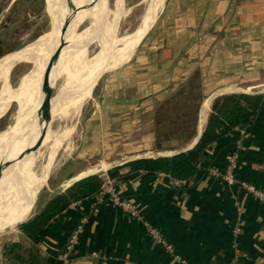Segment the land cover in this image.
<instances>
[{"label": "crops", "instance_id": "1", "mask_svg": "<svg viewBox=\"0 0 264 264\" xmlns=\"http://www.w3.org/2000/svg\"><path fill=\"white\" fill-rule=\"evenodd\" d=\"M138 40L103 77L86 143L77 153L87 163L61 168L56 193L88 172L103 178L109 168L133 159L186 151L198 142L218 97L264 94V0H165ZM193 79L200 95L193 136L184 142L170 137L157 147V108ZM246 129L245 136L233 130L206 146L199 173L186 187L175 186L163 173L135 171L118 178L119 194L136 203L142 219L191 263L264 264V204L240 184L228 185L208 173L211 167L223 170L238 151L237 176L264 191V107ZM82 218L72 264H180L153 242L140 221L99 194L72 203L51 222L38 245L44 259L57 263ZM237 224L240 232L234 235Z\"/></svg>", "mask_w": 264, "mask_h": 264}, {"label": "rangeland", "instance_id": "2", "mask_svg": "<svg viewBox=\"0 0 264 264\" xmlns=\"http://www.w3.org/2000/svg\"><path fill=\"white\" fill-rule=\"evenodd\" d=\"M95 1L100 2L98 13L93 17L85 18L73 33L68 32L65 35V44L60 48L57 64L52 71L59 73L65 68L66 70L64 73L61 72L56 81L51 82L52 85L54 84L53 94L55 95L51 110L62 105L59 95L67 78L70 75L84 72L85 67L98 61L100 51L109 43L111 52L108 53V57L111 58L108 61V70L124 60L125 57H119L132 44L127 46L128 38L136 33L135 31L140 27L144 17L148 20L151 16L153 19L155 18L165 0H109L108 13L101 26L103 0L89 2L88 0H72L67 10L64 6L65 0H0V39L2 48L5 50L4 55L0 57V164L3 163L0 180L9 178L15 172H18L19 176L23 160L27 158L28 161L30 154L39 149L40 142L33 151L24 155L25 158L6 164L14 158L19 159L20 153L27 146L31 144L33 146L38 142L37 135L35 136L31 130L34 117L30 121L37 108L35 110L31 107L39 92L42 74L49 60L44 63L41 54L47 52L46 55L50 57L54 50H51L53 45L48 39L44 42V46H40L32 54L17 61H14L15 55L20 53L18 51L21 49L26 51L43 42L62 19L67 18L66 23L78 21L87 7L96 3ZM137 42H133L129 50H132ZM80 53L82 56L79 60L74 61ZM108 70L95 79L87 91L85 89L81 92L80 98L76 102L57 111L50 125L51 136L41 146L39 157L33 167L38 177H41L43 171L47 169V178L36 188L34 201L31 200L33 195L29 193V198L9 222H14L20 217L28 218L32 214L38 198L40 204L46 196L56 193L55 185L61 182L64 177L60 171L61 168L64 166L69 168L70 164L81 166L87 163L83 160L79 161L77 153L80 145L86 143L85 129L92 119L95 110L94 101L101 91V81ZM44 106L45 100L43 106L38 110H42ZM31 109L34 111H30ZM28 114L30 115L28 116ZM22 130L25 131L24 143H27L26 147L23 145L20 148L16 138ZM27 176L31 177L30 173L27 172ZM24 218L19 219L18 222ZM18 222L14 224L0 223V227L4 226L0 228V251L5 244L13 241L24 245L30 244L27 237L19 231ZM0 264H9V262L0 256Z\"/></svg>", "mask_w": 264, "mask_h": 264}, {"label": "trees", "instance_id": "3", "mask_svg": "<svg viewBox=\"0 0 264 264\" xmlns=\"http://www.w3.org/2000/svg\"><path fill=\"white\" fill-rule=\"evenodd\" d=\"M4 53L0 39V57ZM199 100L198 86L193 79L157 108L155 115L157 147H162V142L168 141L170 137L176 136L184 142L193 136ZM262 107L264 94L231 93L220 96L213 102L207 125L192 148L173 155L133 159L109 168L107 174L111 178H122L135 171H145L151 175L163 173L174 180L183 181L180 187H186L199 173L201 151L235 128L252 126L255 116ZM123 168H127V171L121 173ZM102 183L101 175L92 174L72 183L59 193H53L43 205H39L37 200L32 214L17 226L30 244L10 242L2 247L0 256L9 264H51L44 259L38 248L47 236L51 222L72 203L97 195Z\"/></svg>", "mask_w": 264, "mask_h": 264}, {"label": "bare ground", "instance_id": "4", "mask_svg": "<svg viewBox=\"0 0 264 264\" xmlns=\"http://www.w3.org/2000/svg\"><path fill=\"white\" fill-rule=\"evenodd\" d=\"M71 1L72 0H70V2ZM89 1H91V0H88V2ZM70 2H69V0H65L64 6H65L66 10L69 9ZM99 3L100 2L97 1L96 3L89 5L87 7V9L85 10V12L83 13V15L80 17V19L78 21L75 20L76 21L75 23H67V28H66V31L63 35V38H65V35L68 32L73 33L82 20H84L85 18L95 16V14H97L98 10H99ZM79 8H80V6H79ZM66 19L67 18L62 19L53 28V30L45 37L43 42H40L39 44L34 45L33 47H31L30 49H28L26 51H23L24 49L19 50L18 52H20V53L15 55L14 61H17L20 58H23L29 54L34 53L48 39H50V41L53 45L51 50H55V48L59 45V42L62 38L61 37V29H62L64 23L66 22ZM152 21H153L152 16L149 20L144 17L140 27L135 31L136 33L132 34V36H130L128 38L127 41H129V44L127 46H129L131 43L138 40L146 32V30L150 27ZM109 47H110V43L102 51H100V57H99L98 61H96L95 63H93L90 66L85 67L84 72H80V73L75 74V75H70L67 78L66 82L64 83L61 94L59 95V100L62 101V105L60 107H56L54 105L56 108H54L51 111V114H50L49 118L46 120V122L44 123L41 132L39 133V131H40L39 129H37V130L31 129L35 133L34 135L35 136L37 135L38 142H36L31 147L30 152L33 151L35 146L40 142L39 149L35 153L30 154L28 161H27V158L24 157L26 160L25 159L23 160V165L20 168L22 171L20 172L19 176H18V172H15L11 176H9V178L0 180V223L5 224V222H8L7 224H14V223L18 222L19 219L24 218V217H20L14 222H9L13 218V216H15L19 212L21 205L29 198V196H28L29 193L33 195L31 200H32V202L34 201V199L36 197L35 196L36 188L39 187L43 183L45 178H47V174H48L47 169H45L43 171L41 177H38L35 174L33 167H34V165H35V163L39 157V150H40L41 146L48 139V137L51 136V130H50L51 121L53 120L54 116L57 114V111L60 108L62 109L65 106L76 102L80 98V95H81L80 93L85 91V89L87 91L91 87L90 85L92 83L89 85H88V83L91 81L92 76L94 77L98 72H100L102 69H104L106 67L108 61H109V58H111V57H108V53L111 52V51H109ZM21 51H23V52H21ZM46 53L41 54V58L43 59L44 63L46 60H48L50 58L46 55ZM81 56H82L81 53L78 54L75 57L74 61L79 60V58ZM65 70H66V68L61 72L64 73ZM61 72L58 73V71H57V73H54V71H52L50 81L51 82L56 81L57 77L61 74ZM44 100H46V97H45V93H44V91L41 87V83H40L39 84V92L35 98V101H34L32 107H31L32 109L35 108V110L37 108V110H36L34 116L31 114L32 112L30 113L32 115L30 118V121L33 117H35L40 112L41 109L38 110V108L43 106ZM32 109L30 111H34ZM51 109H52V106H51ZM30 114H28V116ZM24 130H22L17 135V138H16L17 141L19 142L20 148L27 143V142L24 143L25 131H26V130L25 131ZM58 140H59V138H58ZM25 147H26V145H25ZM17 160H18V158H14V159L6 162V164H9L11 162H16ZM2 167H3V163L0 164V169ZM27 172L30 173L31 177L27 176ZM21 184L23 187L21 186ZM32 189H33V191H32ZM30 204H31V202H30ZM30 204H28V205H30ZM3 227L4 226H1L0 228H3Z\"/></svg>", "mask_w": 264, "mask_h": 264}, {"label": "built area", "instance_id": "5", "mask_svg": "<svg viewBox=\"0 0 264 264\" xmlns=\"http://www.w3.org/2000/svg\"><path fill=\"white\" fill-rule=\"evenodd\" d=\"M235 130H237L241 134V136H245L248 133V130L246 128H235ZM239 164V153L238 151H235L229 157L227 164L223 170H218L217 168L211 167L208 169V173L215 178H220L228 185L240 184L242 189H244L248 194L257 199L260 203L264 204V191L258 188L256 185L242 180L237 176ZM118 184V178H111L108 176V174H105L98 194L104 197L105 200L114 208L121 210L131 218L140 221L147 235L153 240V242L161 246L168 253L172 254L173 258L177 262H179L180 264H194L177 254L174 250L173 244L169 242L156 227L152 226L149 222L142 219L137 204L119 194V192L117 191ZM173 184L175 186H180L183 184V181L173 179ZM85 221L86 219L82 218L70 232L66 242L60 250L56 264H72V255L78 243L79 235L83 230ZM239 232L240 227L237 224L233 229V234L236 235ZM92 254L94 256L100 257L97 252H92ZM101 258H103V256H101ZM229 264H235V259L231 260Z\"/></svg>", "mask_w": 264, "mask_h": 264}, {"label": "water", "instance_id": "6", "mask_svg": "<svg viewBox=\"0 0 264 264\" xmlns=\"http://www.w3.org/2000/svg\"><path fill=\"white\" fill-rule=\"evenodd\" d=\"M70 2V0H69ZM108 5H109V0H103L102 2V7H101V19H100V26L104 23L105 19H106V16H107V13H108ZM66 28H67V23L65 22L62 29H61V40L59 42V45L55 48V50L52 52L49 60H48V63L45 67V70L43 71V74H42V79H41V87L45 93V97H46V100H45V106L43 107V109L32 119V129L34 130H37L39 129V133L41 132L42 128H43V125L44 123L46 122V120L49 118L50 114H51V106H52V102L55 98V95L53 94V90H54V84L52 85L51 84V73H52V70L54 69V67L56 66L57 64V60H58V57H59V51H60V48L61 46H63V44H65V40L63 38V34L65 33L66 31ZM84 44H87V42H84ZM108 63L106 65V67L104 69H102L100 72H98L92 79L91 81L88 83L91 84L94 82L95 79H97L102 73H104L105 71L108 70ZM31 147H32V144L27 146L19 155V159L18 161L24 157V155H27L30 150H31ZM3 173V169H0V177ZM94 174L93 172H88L86 174H83L81 176H78V177H74L72 179L69 180L68 182V185L86 177V176H89V175H92ZM28 216V215H27ZM27 218V217H26ZM24 218L22 221L18 222L17 224H20L22 222L25 221ZM15 224V225H17Z\"/></svg>", "mask_w": 264, "mask_h": 264}]
</instances>
